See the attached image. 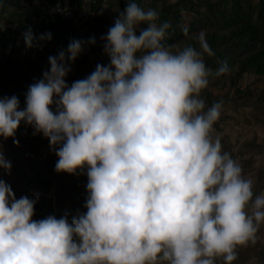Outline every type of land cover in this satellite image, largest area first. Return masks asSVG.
I'll return each mask as SVG.
<instances>
[{
  "label": "clouds",
  "instance_id": "clouds-1",
  "mask_svg": "<svg viewBox=\"0 0 264 264\" xmlns=\"http://www.w3.org/2000/svg\"><path fill=\"white\" fill-rule=\"evenodd\" d=\"M171 28L128 0L102 37L109 64L69 86L85 43L72 39L29 85L23 108L15 94L0 98V136L32 125L49 138L57 172L88 177L87 210L71 220L33 219L38 196L16 198L0 179V264H232L239 246L256 242L264 193L212 134L223 101L207 106L202 96L213 74L205 57L216 53L204 31L198 47L166 44ZM51 38L24 33L28 47ZM229 71L224 62L215 75ZM0 167L12 168L3 151Z\"/></svg>",
  "mask_w": 264,
  "mask_h": 264
},
{
  "label": "rangeland",
  "instance_id": "rangeland-1",
  "mask_svg": "<svg viewBox=\"0 0 264 264\" xmlns=\"http://www.w3.org/2000/svg\"><path fill=\"white\" fill-rule=\"evenodd\" d=\"M21 1L0 0V98L15 94L23 108L29 85L43 78L44 71L50 70L49 57L66 50L75 38L70 30L40 25L21 6ZM127 3L128 0H112L94 28V48L100 64L110 63V57L104 50L106 40L102 37L106 36ZM137 3L146 9H156L159 19L175 17L182 26L188 27L186 36L181 31V37H185L177 41L173 37L165 39L166 44L177 47L190 40V34L205 31L212 19L218 21L215 28L225 30L226 20L218 15L214 17L219 9L231 12L239 5L264 26V0H137ZM141 27L147 25L141 24ZM29 28L37 37L50 31L52 38L38 40L33 47H28L24 33ZM69 63L71 70L65 77L69 86L93 72L87 66L83 52ZM206 63L213 72L208 87L202 92L206 105L223 101L221 116L212 134L221 138L223 150L231 153L241 164L246 177L252 178L254 194L264 193V75L245 73L237 77L235 85L230 86V71L216 76L219 66L215 61ZM52 107L55 110V105ZM43 136L42 132H36L32 125L23 121L14 137L5 139L0 136V151L12 164L10 172L0 167V179L12 186L16 198L38 196L33 219H42L50 214L59 218L68 213L71 220L78 211L87 210L86 170L84 173L79 170L77 173L57 172L55 164L59 157L50 141L44 140ZM237 253L232 264H264V224L257 232L256 242L239 246ZM217 264H223V261L218 260Z\"/></svg>",
  "mask_w": 264,
  "mask_h": 264
},
{
  "label": "trees",
  "instance_id": "trees-1",
  "mask_svg": "<svg viewBox=\"0 0 264 264\" xmlns=\"http://www.w3.org/2000/svg\"><path fill=\"white\" fill-rule=\"evenodd\" d=\"M111 2L112 0L110 1V4ZM105 13L98 18L97 25ZM217 15L220 19L226 20L227 28L225 30H219L218 28H215L214 25H216L218 21L213 19L210 20V25L205 27L204 32L206 34V38L216 53V55L212 57L206 56V62L215 61L216 65L219 67L222 63L227 62L230 68V82H228L230 86L235 85L237 77L245 73L256 74L260 76L264 75L263 23H258L253 20L248 12L239 5L238 7L231 10V12L225 9H219L218 13L214 15V17ZM159 21H169L172 24V28L169 29V35L166 37V39L173 37L175 38V41H177L176 39L186 36L185 35L181 37L182 30L180 29L182 24L178 18L161 17ZM205 22L203 23L205 24ZM40 25L50 27L57 26L62 29L70 30L73 33L74 38L78 39L68 23H40ZM191 27L195 28L192 25ZM190 35L191 39L185 41L181 47L189 44L197 47L199 46L198 41L194 39L197 33L194 32ZM91 37H95L94 30H92L89 38ZM43 137L44 140H49V138L45 135Z\"/></svg>",
  "mask_w": 264,
  "mask_h": 264
},
{
  "label": "built area",
  "instance_id": "built-area-1",
  "mask_svg": "<svg viewBox=\"0 0 264 264\" xmlns=\"http://www.w3.org/2000/svg\"><path fill=\"white\" fill-rule=\"evenodd\" d=\"M111 0H22V7L39 23H68L77 38L84 41L83 54L87 66L95 70L99 63L95 43L88 42L97 20ZM107 4L108 7H104ZM107 65V64H103Z\"/></svg>",
  "mask_w": 264,
  "mask_h": 264
}]
</instances>
